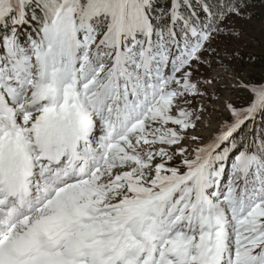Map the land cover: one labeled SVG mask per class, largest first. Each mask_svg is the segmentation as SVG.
<instances>
[{
	"label": "snow or ice",
	"instance_id": "1",
	"mask_svg": "<svg viewBox=\"0 0 264 264\" xmlns=\"http://www.w3.org/2000/svg\"><path fill=\"white\" fill-rule=\"evenodd\" d=\"M246 7L0 0V264H264V79L209 74Z\"/></svg>",
	"mask_w": 264,
	"mask_h": 264
},
{
	"label": "rangeland",
	"instance_id": "2",
	"mask_svg": "<svg viewBox=\"0 0 264 264\" xmlns=\"http://www.w3.org/2000/svg\"><path fill=\"white\" fill-rule=\"evenodd\" d=\"M245 11L250 14V18L235 19L233 23V27L240 32V36L221 43L220 47L223 54L216 58L217 63L209 70L210 75L220 73V77H223V80L220 77L217 78V83L221 89L225 84L231 86L241 79L253 81L258 80L257 78L259 80L264 79V73L259 66L261 57L251 56L252 54L264 53V10L257 12V14L251 13L248 9ZM240 51L251 55L241 58L239 57ZM221 59L225 65L236 69V72H225L219 64ZM233 98L236 97L233 96Z\"/></svg>",
	"mask_w": 264,
	"mask_h": 264
},
{
	"label": "trees",
	"instance_id": "3",
	"mask_svg": "<svg viewBox=\"0 0 264 264\" xmlns=\"http://www.w3.org/2000/svg\"><path fill=\"white\" fill-rule=\"evenodd\" d=\"M157 4L159 5L160 8L164 7L167 3V0H156ZM246 9H248L251 13H255L257 14V12H260L262 10H264V0H247V7ZM239 57L242 58V56L244 57H249V53L247 52H239ZM252 57L257 56V57H261L260 59V63L259 66L262 68V72L264 73V53H259L256 55H251ZM241 60V59H240ZM243 62V61H242ZM259 80V78H257Z\"/></svg>",
	"mask_w": 264,
	"mask_h": 264
}]
</instances>
